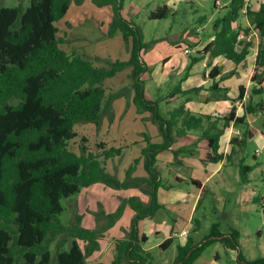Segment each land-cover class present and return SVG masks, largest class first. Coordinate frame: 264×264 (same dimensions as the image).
Wrapping results in <instances>:
<instances>
[{"label":"trees","instance_id":"trees-1","mask_svg":"<svg viewBox=\"0 0 264 264\" xmlns=\"http://www.w3.org/2000/svg\"><path fill=\"white\" fill-rule=\"evenodd\" d=\"M72 1L83 0H30L25 8L21 5L0 7V264H85L97 248L98 238L115 224L127 204L134 215L127 236L115 242L116 255L112 263L149 264L150 254L142 247L147 236L140 231V224L163 207L157 191L159 187H168L160 181L157 155L170 150L177 137L198 132L197 137L206 139L209 148L202 161L219 162L231 158L235 147H244L252 132L245 115H235L234 108L223 116L192 112L183 104L165 114L160 111L161 99L149 98L145 93L142 75L148 66L140 57L145 45L143 34L122 14L124 0L92 1L99 6L112 5L109 33H121L124 40L131 38L127 61H117L105 69L94 66L78 53H67L56 37L58 29L54 22L67 12ZM225 1L223 13L212 22L213 38L189 56L183 77L206 55L209 58L223 55L235 64L245 60L250 43L239 41L238 34L241 29L247 33L250 28L236 27L233 23L241 15L246 0ZM213 7H217L216 0ZM169 12L168 5L162 4L151 8L148 17L165 18ZM246 14L259 37L251 75L255 85L251 93L260 95L264 91V0L256 9H246ZM128 65L131 66L132 102L136 111L150 112L162 140L151 142L150 137H146L147 145L141 149L146 176H133L139 161L136 158L120 180L105 171V162L120 155L121 147H109L100 141L93 152L81 143L77 153L68 148V142L77 135L75 123L98 122L103 113L111 114V99L122 94L121 91L110 92L106 98L103 81ZM219 73L220 68L214 65L209 76L214 78ZM216 85L213 83L211 88ZM179 92L180 86L176 85L167 95L172 97ZM263 106L261 99L256 105H247L245 111L253 113ZM231 123L240 128V135L230 138V152L224 155L219 150V140ZM171 151L177 154L182 150ZM253 168L254 164L243 160L238 164L242 183L248 181ZM191 181L197 183L194 179ZM95 182L116 189L140 187L144 183L149 188V200L143 202L137 196L123 199L114 212H101L103 223L95 229L81 226L79 215H75L72 223H62L58 217L64 209L61 199ZM252 201L264 215V197L254 196ZM58 234L70 236L71 243L67 249H59L52 255L50 242ZM238 234L236 230L222 233L214 223L208 235L196 245L187 241L177 246L174 264H192L208 244L217 240L225 248L238 252L235 264H264V258L248 260L242 255ZM172 241L171 236L167 237L159 247L166 248Z\"/></svg>","mask_w":264,"mask_h":264},{"label":"rangeland","instance_id":"rangeland-1","mask_svg":"<svg viewBox=\"0 0 264 264\" xmlns=\"http://www.w3.org/2000/svg\"><path fill=\"white\" fill-rule=\"evenodd\" d=\"M29 3L30 0H0V7L21 5L25 8ZM221 3L222 5L213 7V0L123 1L122 14L138 26L143 34L145 45L140 50V57L148 66L142 75L145 80V93L153 99H161L159 107L163 114L167 111L168 91L180 82V76H174L169 80L166 76L171 73V67H174V71L180 69L181 74L184 73L182 70V62L186 60L184 47L187 45L189 48L195 47L193 43L195 41L190 37L196 38L200 33L207 34L206 31L213 32V19L223 13V6L227 2L221 0ZM162 4L170 7L167 17L149 18L151 8ZM252 4L251 8H255L257 1ZM113 11L110 4L99 6L92 0H83L79 3L72 1L67 12L54 22L58 29L56 37L61 40L60 46L69 54L82 55L96 67L107 69L117 61H127L130 58L131 38L124 40L121 33H109ZM199 15L205 16V24L197 22ZM246 16L250 19L249 15ZM200 24L204 25V30L200 29ZM177 51L180 52L181 59L173 55ZM130 72L131 66L128 65L105 78L103 86L106 98L110 92L121 91L122 95L111 99V114L109 111L103 113L98 122L75 123L74 130L77 135L68 142V148L77 153L80 151L81 143L87 145L93 152L96 151L95 144L100 141H104L109 147H121L120 155L108 158L105 162V171L120 180L125 176V169L133 164L136 158H139V161L135 165L133 176H146L141 155V149L147 145L146 137L149 136L151 142L162 140L158 125L150 119V112L136 111L132 102L134 92L131 89ZM263 96L264 94L254 98L260 100ZM248 120L252 136L244 147H235L238 148V152L232 159L238 162L242 154L245 163H257L249 173L251 178L249 184L241 182L238 167L234 165L220 172L215 170L216 176L210 177L212 179L206 183L204 189L199 190L191 184L190 177L199 178V175L205 177L203 169L195 168L199 166L203 168L205 162L202 159L206 154V147L200 145L202 139L196 135L186 137L185 142L184 138L177 137L173 148L182 150L177 154L172 151L159 153L156 168L160 181L163 184L174 182L175 173L178 171H181L179 177L182 176L180 178L184 181L176 183L174 193L170 196L171 200L175 194L182 196L181 202H171L140 224V231L148 236L144 244L150 254L149 264H174L178 239L173 240L166 248L153 246L156 239H164L169 234V227L173 224L178 231L186 229L195 243L208 235L214 223H217L222 233L236 230L239 233V251L242 255L248 260L264 258V216L258 205L252 202L250 194L252 188L255 193L264 192V112L262 115L249 113ZM83 138L85 141L82 142ZM256 149L258 153L255 152ZM254 154L256 158L253 157ZM191 155L195 157L194 163L188 161L186 165H180L185 157L188 160L192 159ZM206 165L215 168V165ZM148 189L144 183L140 187L116 189L102 182H95L81 187L77 193L69 197L62 198L61 204L64 209L58 217L62 223L68 224L75 221V215H79L81 226L95 229L103 223L99 216L102 211L105 214L114 212L123 199L130 196H137L143 202H147ZM196 194L197 207L190 211L193 202V198L190 197ZM164 197V191H161L158 201ZM187 206L189 208H186ZM187 209L192 217L189 222ZM133 215L132 208L128 204L125 205L115 224L103 231V235L98 238V246L87 257L85 264H113L112 259L116 255L115 242L127 236ZM197 220L199 226L196 224ZM154 227H157L159 232L153 233ZM70 243L71 237L67 234L56 235L50 242L52 255L59 249H67ZM80 244L83 247V243ZM237 253L235 250L225 248L223 243L217 240L208 244L192 264H235Z\"/></svg>","mask_w":264,"mask_h":264},{"label":"crops","instance_id":"crops-1","mask_svg":"<svg viewBox=\"0 0 264 264\" xmlns=\"http://www.w3.org/2000/svg\"><path fill=\"white\" fill-rule=\"evenodd\" d=\"M250 1L251 0H246L245 1V5L242 8V9L245 10V12L241 11V15L233 23V25L236 26V27H240V28L249 27L250 28L249 32L246 33V32H244L243 29H241L239 34H238V40L239 41L249 42L250 43L249 52L246 55L245 60L243 62L235 64V63H233L232 60L227 59L223 55L217 56V57H214V58H209L206 55L201 60L197 61L196 63H194L192 65V67L190 68V70L188 72V75L186 77H183L184 73L181 74L180 69H179V71H177V70L174 71V67H171V70H170L171 73H169L166 76V79L169 80L171 78H174V76H180V78H179L180 82L177 85L180 86L181 92L175 94L172 97H168V100H166V102H167L166 110L167 111L173 109L176 106H179V105L183 104L185 108L189 109L192 112L201 113V114H211V115H214V116H223V115L228 114L230 112V110L232 108H234L235 109V115H237V116L245 115V119H246V121H247V123L249 125V122H250L248 120V114L249 113H247L245 111V107L247 105H250V106L256 105L258 102H260L261 99L264 100V96L260 100H255V98H254V96L263 95L264 91L260 95L251 93V89L255 85V83L251 80V75L253 73L254 62H255L256 55H257V51H258L259 37H258L257 32L253 30V28H252V26L250 24L251 23V18L249 19L246 16V9H248V8L256 9L258 7L259 3L262 0H252L253 3H255L257 1V6L255 8H251V5H253V4H252V2L250 3ZM156 6H160V5H156ZM198 18H199L197 20L198 23H202L203 22V24H205L206 21H204L205 20L204 19L205 18L204 15H202V16L199 15ZM203 24H200V29L201 30H204V25ZM206 33L207 34L200 33L196 38L190 37L191 40L195 41V42H193L195 47L189 48V45L184 47V49L185 48H189L190 52L189 53H185V51L183 49V52L185 54V59H186V60H184L182 62L183 63V68H182L183 71H184V69H185V67L187 65L189 56L193 55L195 51L202 49L203 46L209 40H211L213 38V32H211V31L207 32L206 31ZM185 34H186V31H185ZM179 46H180V44H179ZM238 49H240V47H238ZM173 55H175V57L177 59H181L182 58L180 56V52H178V51L175 52ZM214 65H216L217 67L220 68V73L218 75H216L214 78H211L209 76V71L211 70L212 66H214ZM231 71L233 72L232 74H230ZM226 78H229V79H226ZM215 82H216L217 85H216L215 88L212 89L211 85L213 83H215ZM262 85L264 87V82H263ZM175 86H173L168 91V93L170 91H172V89ZM241 91H242V95L240 96L239 94H240ZM149 98H151V97H149ZM177 101H178V103H177ZM263 112H264V106H263V109L258 110V112L256 111V112H253V113H250V114L262 115ZM234 130H240V128L234 126L231 123L229 125V127L225 130L223 135L220 137V140H219L220 148H219V150L221 152H223L224 155H227L230 152L231 144L229 143V140H230V138L232 136H235V133L233 132ZM197 134H198V132H193V133H191V134H189L187 136L179 137V138H184V142H185V140L187 139L186 137L193 136V135L197 136ZM175 141H176V139H175ZM179 141H182V140H179ZM173 143L171 145V149L167 150V151L174 150ZM200 145H203V147H206V151L205 152L207 154V152L209 151V148H208V145H207V140L206 139H202ZM237 149L238 148H236V152L234 154H236L238 152ZM255 152L258 153V149H256ZM206 154H205V156H206ZM234 154H232V157H233ZM158 155H157V159H158ZM205 156H203V158ZM232 157L228 158V159L223 158L219 162H207V163L205 162L204 166L201 164L203 166V168L201 166L195 167L196 169H199V170L203 169V171L205 173V177L203 178V176H201V175H199L200 176L199 178L198 177H190L189 180H190L191 184L196 186L199 190L200 189H204L206 183L209 182L212 179L210 177L216 176V174H214L215 170H218V172H220L221 170H224V168L226 169L228 166H231V165H234V166L238 167V164L242 160L244 161V157L242 156V154H241L238 162H235L232 159ZM253 157L256 158V154H254ZM191 158L192 159L188 160L185 157V159H183V161L180 162V165H186V163H188V161L190 163H194L195 162V157H193L191 155ZM206 164L215 165L214 166L215 168H210V165H206ZM253 164H254V167L257 165V163H253ZM253 164H250V165H253ZM179 169H180V166H179ZM179 173H181V171H178V172L175 173V178H174L175 181L174 182H171V183H168V184H163L162 183L163 186L168 185V187H166V188L165 187H159L158 188L157 197L159 196V193L161 191H164V196L165 197L164 198H160L161 201L159 199V203L162 204L163 207H167V205H169L171 202L172 203L181 202L182 196H179V195L175 194L174 198L172 200L170 198V196L174 193L175 187L177 185L176 183H180V182L184 181L183 178H180L182 176L179 177ZM249 176L250 175H248V181L246 182L247 184L250 183V179L251 178H249ZM191 179L196 180L197 183H193L191 181ZM250 194H251L252 200H253L254 196H262V197H264V192L263 193H259V192L255 193L253 188H252ZM197 197H198L197 194L194 197H190V198H193V202H192V205L190 207V211H193L194 207L196 209L197 203H198V198ZM186 208H189V206H187ZM187 212H188L187 219H188V222H189V221H191L192 217H190V215H189V209H187ZM198 221L199 220L196 221V224L199 226V223H197ZM196 228H198V227H196ZM231 231H233V230H231ZM152 232L153 233H157V232H159V230L157 229V227H154L152 229ZM228 232H225V233H228ZM144 234L146 235L145 232H144ZM170 236L173 238V240L178 239V243L177 244L181 245V246L185 245V243L187 241H190V243L193 244V245L194 244L196 245L199 241H201V240H199L196 243L192 242V239L190 238L189 232L186 229L178 231L177 229H175L174 224L171 227H169V234H167V236L165 238L170 237ZM147 239H148V236H147ZM164 239H156L155 243L153 244V246H159V244ZM142 247L147 251L144 243L142 244Z\"/></svg>","mask_w":264,"mask_h":264},{"label":"built area","instance_id":"built-area-1","mask_svg":"<svg viewBox=\"0 0 264 264\" xmlns=\"http://www.w3.org/2000/svg\"><path fill=\"white\" fill-rule=\"evenodd\" d=\"M216 5H222L221 0H216ZM241 11H242V12H245L244 9H242ZM184 51H185V53H189V52H190L189 48H185ZM233 132H234L235 135H237V136L240 135V130H234Z\"/></svg>","mask_w":264,"mask_h":264}]
</instances>
